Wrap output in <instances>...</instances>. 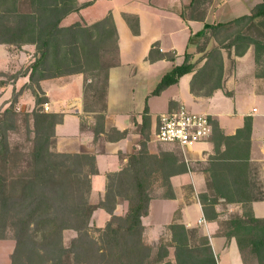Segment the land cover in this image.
Masks as SVG:
<instances>
[{
    "label": "trees",
    "instance_id": "1",
    "mask_svg": "<svg viewBox=\"0 0 264 264\" xmlns=\"http://www.w3.org/2000/svg\"><path fill=\"white\" fill-rule=\"evenodd\" d=\"M212 3L213 0H192L191 5L182 10L181 16L204 20ZM79 10L77 0H0V44L16 48L31 45L36 50L35 61L24 72L30 76V84L26 88H30L36 97L35 109L24 118L28 134L34 135L33 147L23 159L27 170L13 180L2 173L15 158L24 157L18 149L12 150L8 136L10 129H17L15 106L19 94H15L10 105L0 112V223L4 224V228L11 226L15 230L14 264L19 257L22 258L21 264H217L208 238L204 237L203 249L193 248L186 236L187 229L181 225L170 227L172 244L163 246L154 262L152 246L144 242L142 218L149 213L151 176L154 172L150 168L152 163L147 161L154 159L160 165L163 186L168 187L170 176L188 171L186 161H180L173 153H163L161 159L149 154L143 145L121 174L110 177L105 199L99 204H92L91 177L98 172L95 157L54 151L55 127L62 123L63 115L43 111L46 99L42 97L39 82L66 75H86L88 70L99 68L102 64L101 50L108 42H112L118 55V34L111 17L92 25L81 22L62 25L68 15ZM128 22L133 32L138 34V24L134 25L129 18ZM240 26H247L254 37L240 30L233 43L225 48L228 51L234 48L236 56L241 57L253 47L256 62L261 66L264 57V3L255 6L250 15L229 23L207 25L200 33L201 41H208L215 31H229ZM196 54L202 55L201 61L205 60L202 67L198 68L195 55L186 54L184 63L166 74L153 94L160 95L190 73H195L191 86L195 95L211 96L214 91L222 89L224 65L221 49L209 53L200 43ZM215 55L221 60L217 68L210 66V57ZM158 59L174 61L175 56L152 50L150 61ZM116 64L106 72L103 106L100 111L93 110L98 113V132L103 130L107 108L108 73ZM209 70L211 76L218 70L219 80L210 91L202 93L197 89V82ZM20 74L23 73L13 75L12 79ZM145 113H148L147 107ZM251 132V119H246L244 128L233 137L224 136L213 125L215 155L208 159L210 168L203 170L207 175L208 192L200 198L206 216L214 221L219 219L215 205L220 199H225L226 203L244 204L246 211L231 217L221 234L228 239L236 238L242 255L251 246L253 253L261 258L264 254V219L255 217L251 203L264 200V197L256 198L250 192ZM112 133L122 138L127 132L115 129ZM222 144L226 146L225 151L221 150ZM117 180L126 186L124 193L115 191ZM210 190L216 191L218 199L208 200ZM119 199L129 203L128 213L123 217L113 214ZM99 208L108 211L112 217L104 229H95L100 234L95 239L89 234L92 229L90 222ZM65 231L77 233L71 247L64 244ZM0 239H4V235H0ZM169 246L174 248V259H169ZM201 254L206 256L201 257ZM45 256L49 259L44 260Z\"/></svg>",
    "mask_w": 264,
    "mask_h": 264
},
{
    "label": "crops",
    "instance_id": "2",
    "mask_svg": "<svg viewBox=\"0 0 264 264\" xmlns=\"http://www.w3.org/2000/svg\"><path fill=\"white\" fill-rule=\"evenodd\" d=\"M80 10L68 15L63 26L74 23L92 25L111 17L118 34V61L108 73L106 111L103 130L96 131L97 112L86 109L85 88L90 80L84 74L66 75L44 79L39 82L42 97L46 99L49 113L63 115L62 123L55 127L54 151L73 155L95 157L97 174L91 177L90 202L99 204L105 199L110 177L121 174L132 156L137 155L143 145L149 154L159 156L156 141L158 118L180 104L195 113L208 115L215 128L224 136L233 137L243 129L246 119H251V164L260 166L264 179V76L256 73L258 64L255 51L250 47L241 57L236 56V69L225 76L222 89L211 96H197L191 86L195 73L186 74L179 82L160 95L153 92L166 74L185 61L186 54L195 58L200 43V33L207 25L229 23L239 17L250 15L252 9L264 0H213L204 20L184 19L181 12L191 5L192 0H77ZM70 23L64 25V22ZM128 18L138 24L139 33L132 30ZM8 67L0 69V108L4 111L15 94L19 109H35L36 97L30 88L29 74L23 73L7 82L2 75L11 72L16 75L21 69H28L35 61L34 46H22L19 53H11L8 45ZM30 48L27 52L26 48ZM152 50L172 53L174 61L158 59L150 61ZM197 60V59H196ZM13 77V76H12ZM2 84V85H1ZM28 101L29 106L24 103ZM146 107L148 113H145ZM30 110V111H31ZM144 116L146 120L144 121ZM127 132L117 138L113 130ZM113 136V137H112ZM225 151V144L221 145ZM186 155L187 172H178L169 178L170 186L156 185L150 189L149 213L142 218L144 242L154 246L166 239L172 242V225L203 230L209 240L217 264H246L236 238L228 239L220 233L218 221L208 219L201 201V195L208 192L207 175L203 170L191 169L193 160L205 164L215 155L213 137L183 149ZM162 180V178H161ZM220 199L215 205L219 219L223 205ZM255 217L264 219V200L251 203ZM129 203L119 199L113 212L125 216ZM230 213L239 206L230 207ZM112 215L105 209H97L90 225L104 229ZM218 219V220H219ZM204 220L203 224H199ZM95 221L98 225L95 224ZM170 257L174 259V248L169 246Z\"/></svg>",
    "mask_w": 264,
    "mask_h": 264
},
{
    "label": "rangeland",
    "instance_id": "3",
    "mask_svg": "<svg viewBox=\"0 0 264 264\" xmlns=\"http://www.w3.org/2000/svg\"><path fill=\"white\" fill-rule=\"evenodd\" d=\"M72 18H69V20L64 22V25H67L70 23V20ZM247 26H240V27H234L229 31L221 30V31H215L214 33L210 34L208 37V41L204 39L203 41L200 40V43L205 47V49L208 50L210 53L211 51L215 49H221L222 53V59H223V65H224V72H225V66L227 65L226 72L227 74H232L233 71L236 69V53L235 49L228 51L225 47H229L231 43H233L235 36L238 31H242L243 34L254 37L250 31L247 30ZM199 43V44H200ZM11 53L14 52H20L22 49H18L14 46H8ZM27 52H29L30 48H26ZM22 52V51H21ZM102 54V64L99 68L96 69H90L86 72V79L90 80L91 82L86 85L85 92H86V106L89 110H96L100 111L103 106V91H104V85H105V77L106 72L108 68L112 65H114L118 61V55L117 52L114 49V46L112 42H108L105 44L104 48L101 50ZM202 55H199L198 58L194 59V61H198L199 65L198 68L202 67L205 63L204 61H201L200 58ZM8 58H7V50L3 46H0V69H4L5 66L8 67ZM262 63H260L261 66L258 67V70H256V73H258L261 76H264V57H262ZM219 65H221V60L218 55H215L214 57H210V66L217 68ZM26 72V69H21L20 73ZM224 72H223V78H224ZM12 74L11 72H8L5 76L2 75L3 79H6L7 82L12 80ZM1 77V76H0ZM219 80L218 77V70L216 73L211 76L210 70L207 71L206 75L201 78L197 82V89L198 91H201L202 93H206L211 90L212 87H214ZM4 80H0V83H2ZM2 85V84H1ZM26 106H29V102L26 101L24 103ZM31 110V109H30ZM29 109H19L18 105L15 106V111L17 112L16 119V125L17 129H10L8 131L9 136V143L12 148V150H19L21 153L24 154V157L22 159L13 160L6 170L3 171V175L7 176L9 180L17 179L20 175L24 174L27 170L26 163L23 162L26 157L25 153H29L31 148L33 147V134H28L27 126L24 122V118L26 117L27 113H31L33 109L30 111ZM43 111L46 112L45 107L43 106ZM0 112L2 111V108H0ZM32 127V125H30ZM30 127V128H31ZM214 140V136H213ZM159 143V142H158ZM159 157L163 158V153H173L180 161H186V155L183 149L178 148L175 145L171 144H163L159 143ZM219 156V155H218ZM161 158V159H162ZM209 159V158H208ZM147 162L152 163V166L150 167L153 169V174L151 176V186L156 185H163V173L160 170V165L155 162V160H148ZM191 169L195 170H206L207 168H210V163L206 162L205 164L201 162H195L191 161L189 163ZM211 181V173L208 174ZM250 192L251 194L256 198H263L264 197V179L263 174L260 166L256 164H251L250 167ZM162 178V180H161ZM126 186L121 185L119 180L115 182V191L124 193ZM233 192V190H231ZM208 195V200L213 201L218 199V195L216 194L215 190H210ZM233 199V198H232ZM234 206V209L236 206H239V210H234V212L230 213V207L232 208ZM223 205V209H225V212H223L222 218L218 220V223L220 225V233L226 228L227 222L233 217L234 215H242L246 208L244 204L239 205ZM211 213V212H210ZM212 215V214H211ZM210 215V216H211ZM95 224L98 225V223L95 221ZM3 223H0V235H4V239H0V264H14L13 254L16 247V239H15V230L11 226H7L4 228ZM96 227H92V229L89 231V234L91 237L98 239L100 237V234L96 232ZM180 235V233H179ZM77 236V233L75 231H65L63 234V240L66 247H71L72 242L74 240V237ZM187 239L189 241V244L193 248L203 249L204 248V237L205 233L203 230L200 229H189L186 233ZM172 244L171 241L166 240L165 238L162 239L161 242L158 244L152 246L153 252H154V258L152 259V262L158 259L157 254L160 251V249L163 246ZM205 254H201V257H205ZM244 260L246 264H264V254L263 257L259 258V256L252 251V247H247L244 254ZM49 259L48 256L44 257V260ZM173 259V258H169ZM167 261V260H165ZM22 258H17V261H15V264H21ZM50 264V262L48 263Z\"/></svg>",
    "mask_w": 264,
    "mask_h": 264
},
{
    "label": "built area",
    "instance_id": "4",
    "mask_svg": "<svg viewBox=\"0 0 264 264\" xmlns=\"http://www.w3.org/2000/svg\"><path fill=\"white\" fill-rule=\"evenodd\" d=\"M46 112L48 105H45ZM213 135V123L208 115L195 113L185 105L163 113L158 118L156 141L185 149L208 141ZM200 220L199 224H203Z\"/></svg>",
    "mask_w": 264,
    "mask_h": 264
}]
</instances>
